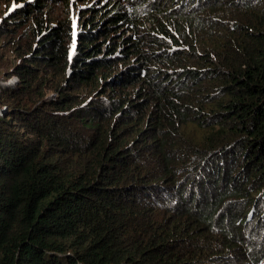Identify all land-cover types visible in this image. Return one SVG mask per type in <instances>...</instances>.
Returning <instances> with one entry per match:
<instances>
[{"label": "trees", "instance_id": "1", "mask_svg": "<svg viewBox=\"0 0 264 264\" xmlns=\"http://www.w3.org/2000/svg\"><path fill=\"white\" fill-rule=\"evenodd\" d=\"M77 18L0 0V264H257L264 0Z\"/></svg>", "mask_w": 264, "mask_h": 264}, {"label": "rangeland", "instance_id": "2", "mask_svg": "<svg viewBox=\"0 0 264 264\" xmlns=\"http://www.w3.org/2000/svg\"><path fill=\"white\" fill-rule=\"evenodd\" d=\"M95 0H69V9H70V18L73 19L74 21V24L76 25V14L79 13L80 9H82L85 5H89L91 3H93ZM62 3V2H61ZM56 8V12L57 13H60V10H61V6L60 5H57L55 6ZM3 53H2V50L0 48V86L2 85H12L13 83H15L16 81V78L15 76H11L7 79H3L1 73L2 72H5V73H9L11 72V65L6 63V54L5 56L3 57L2 56ZM54 94L52 92H49V97L50 96H53ZM0 110L2 111L3 110V106L0 105ZM215 264H218V263H215ZM257 264H264V258L260 259L259 262Z\"/></svg>", "mask_w": 264, "mask_h": 264}, {"label": "clouds", "instance_id": "3", "mask_svg": "<svg viewBox=\"0 0 264 264\" xmlns=\"http://www.w3.org/2000/svg\"><path fill=\"white\" fill-rule=\"evenodd\" d=\"M78 14V13H77ZM77 14H76V25L74 24V21H73V31H74V33H77V30H76V26H77V24H78V18H77Z\"/></svg>", "mask_w": 264, "mask_h": 264}]
</instances>
